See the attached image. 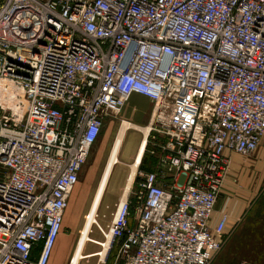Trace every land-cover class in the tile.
Returning a JSON list of instances; mask_svg holds the SVG:
<instances>
[{"label":"built area","instance_id":"2783aa9c","mask_svg":"<svg viewBox=\"0 0 264 264\" xmlns=\"http://www.w3.org/2000/svg\"><path fill=\"white\" fill-rule=\"evenodd\" d=\"M134 94L158 156L97 223L99 261L213 263L232 157L264 140V0H0V264H49L105 119Z\"/></svg>","mask_w":264,"mask_h":264},{"label":"rangeland","instance_id":"374dc122","mask_svg":"<svg viewBox=\"0 0 264 264\" xmlns=\"http://www.w3.org/2000/svg\"><path fill=\"white\" fill-rule=\"evenodd\" d=\"M151 114L149 119L143 125H137L135 123L124 121L121 112L116 116H110L105 119L98 142L91 148L88 160L81 170L79 183L71 197L65 214L63 228L50 264H70V261L72 260L75 250L79 244L81 232L89 214L95 194L101 183L105 169L110 161V157L114 151L119 131L123 126L122 122L131 123L139 126L140 128H145L148 127L150 123ZM143 137V132L130 129L123 138V145L120 149H118V162L113 167V171L108 180V189L104 192L106 194H103L104 198L96 212L95 220L90 232L88 233V237L85 242L86 246L84 245L83 247L82 257L78 264L88 257L86 254H88L90 249L95 251V254L92 256L96 257V263L103 264L99 261V257H101L100 253L103 249L102 244L105 242V239L100 232L99 226L105 229L111 222L112 214L115 212L116 205L125 193L127 180L133 170L132 164H134V159L133 162L128 165L122 164V160L128 161L134 156V154L137 155ZM150 142L151 140L149 139L148 146L141 159L142 161L139 163L142 168L145 165H149V167H151L158 156L157 152H155V154L151 153ZM136 155L134 158H136ZM116 191L118 194L115 195ZM260 201L261 203L264 202V198H261ZM248 217L262 218V220H264V206L260 207V202H258ZM97 223L99 226H97ZM239 234H242L241 230ZM224 249L218 255H221ZM113 259L114 258H110L106 264H113ZM251 260L253 259H250V261ZM256 261H258V259Z\"/></svg>","mask_w":264,"mask_h":264},{"label":"crops","instance_id":"0c3cea01","mask_svg":"<svg viewBox=\"0 0 264 264\" xmlns=\"http://www.w3.org/2000/svg\"><path fill=\"white\" fill-rule=\"evenodd\" d=\"M152 106V103L147 98L134 94L121 110L122 117L124 121L143 125L150 117ZM135 155L128 161L122 160V164L128 165L132 163ZM144 168H149V165H145ZM116 194H118L117 191ZM261 198H264V140L252 157H232L223 192L218 198L213 214L214 223L221 212H226L230 217L229 225L225 231V234L228 235L227 244L224 251L221 255H218L219 257H215L212 264H264V220L262 218L248 217ZM240 230L242 232L241 235L239 234ZM58 240L49 264L52 261ZM92 251L94 250L90 249L88 254H86L88 257L82 260L80 264H97L96 257L92 256L95 251ZM110 258L115 259V252L112 253ZM250 259L253 260L250 261ZM257 259L258 261H256Z\"/></svg>","mask_w":264,"mask_h":264},{"label":"bare ground","instance_id":"6f19581e","mask_svg":"<svg viewBox=\"0 0 264 264\" xmlns=\"http://www.w3.org/2000/svg\"><path fill=\"white\" fill-rule=\"evenodd\" d=\"M130 129H134V130H138L140 132H143L144 134V137H143V140L141 142V145H140V149H139V152L138 154L136 155V158L134 159V164H132V172H131V175L129 176L128 180H127V183H126V190L128 189V187L131 185V182L133 180V176H134V172H135V169L136 167L138 166V164L140 163V160L142 158V155L144 153V150L146 151V148L148 146V141H147V137H148V134H149V127H139V126H136L134 124H129V123H123V126L121 127L120 131H119V134H118V138L116 140V145H115V148H114V151L110 157V161L105 169V172L103 174V177H102V180H101V183L97 189V192L95 194V198L92 202V205H91V208H90V211H89V214L87 216V219L85 221V224H84V227L82 229V232H81V237H80V241H79V244L75 250V253L73 255V259L71 260L70 264H78L79 261L81 260V257H82V250H83V247L85 245V242L87 240V237H88V233L90 232L91 230V227L93 225V222L95 220V216H96V212H97V208L98 206L100 205V201H101V198L104 194V192L108 189V180L111 176V173L113 171V167L114 165L118 162V157H117V154H118V149H120L123 145V138L126 136L127 134V131L130 130ZM102 251H101V257H99L100 260H104V258L108 255V248H109V242H104L102 244Z\"/></svg>","mask_w":264,"mask_h":264},{"label":"trees","instance_id":"16d2710c","mask_svg":"<svg viewBox=\"0 0 264 264\" xmlns=\"http://www.w3.org/2000/svg\"><path fill=\"white\" fill-rule=\"evenodd\" d=\"M155 163V162H154ZM154 163L151 165L153 166ZM144 168V167H143ZM145 169V168H144ZM147 170H151V167L147 168ZM258 202H260V207H263L264 206V202L261 203V201L259 200Z\"/></svg>","mask_w":264,"mask_h":264}]
</instances>
